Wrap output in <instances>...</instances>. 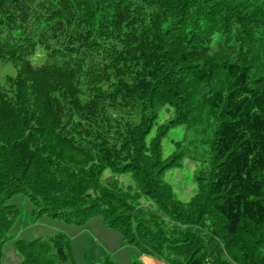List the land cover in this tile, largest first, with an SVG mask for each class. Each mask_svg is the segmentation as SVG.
Listing matches in <instances>:
<instances>
[{
    "label": "trees",
    "instance_id": "1",
    "mask_svg": "<svg viewBox=\"0 0 264 264\" xmlns=\"http://www.w3.org/2000/svg\"><path fill=\"white\" fill-rule=\"evenodd\" d=\"M17 194L166 264H264V0H0V264ZM16 248L73 264L63 234Z\"/></svg>",
    "mask_w": 264,
    "mask_h": 264
},
{
    "label": "rangeland",
    "instance_id": "2",
    "mask_svg": "<svg viewBox=\"0 0 264 264\" xmlns=\"http://www.w3.org/2000/svg\"><path fill=\"white\" fill-rule=\"evenodd\" d=\"M167 118L161 116L160 122ZM184 132V127H178L164 140L165 157L174 151V143L183 139ZM196 168V163L185 159L180 167L168 171L165 176L178 199L183 202H189L196 193L193 182ZM122 181L128 183L130 180L122 178ZM9 204L16 205L20 214L9 231L11 242L4 249L2 264H19L23 260L16 248V241L49 240L57 234H63L70 240L73 264H103L106 258L114 264H140L139 249L125 244L121 232L109 227L100 215L83 224L67 223L48 214L40 215L35 211L34 203L24 194L14 195ZM147 205L152 206L153 203L148 201Z\"/></svg>",
    "mask_w": 264,
    "mask_h": 264
},
{
    "label": "crops",
    "instance_id": "3",
    "mask_svg": "<svg viewBox=\"0 0 264 264\" xmlns=\"http://www.w3.org/2000/svg\"><path fill=\"white\" fill-rule=\"evenodd\" d=\"M124 245V244H122ZM138 260L140 262V264H166L164 261L158 259V258H154L152 256H148V255H139ZM20 264V263H19Z\"/></svg>",
    "mask_w": 264,
    "mask_h": 264
}]
</instances>
